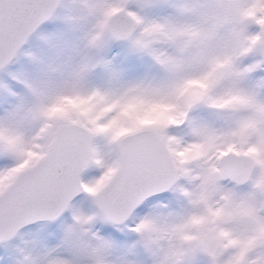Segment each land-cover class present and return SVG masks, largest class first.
Here are the masks:
<instances>
[{
  "label": "snow or ice",
  "instance_id": "obj_1",
  "mask_svg": "<svg viewBox=\"0 0 264 264\" xmlns=\"http://www.w3.org/2000/svg\"><path fill=\"white\" fill-rule=\"evenodd\" d=\"M0 264H264V0H0Z\"/></svg>",
  "mask_w": 264,
  "mask_h": 264
}]
</instances>
